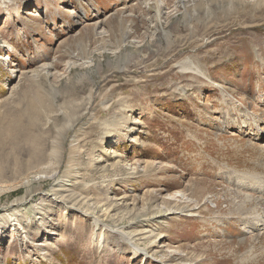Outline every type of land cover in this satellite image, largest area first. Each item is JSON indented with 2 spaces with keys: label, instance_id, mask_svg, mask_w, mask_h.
<instances>
[{
  "label": "rangeland",
  "instance_id": "obj_1",
  "mask_svg": "<svg viewBox=\"0 0 264 264\" xmlns=\"http://www.w3.org/2000/svg\"><path fill=\"white\" fill-rule=\"evenodd\" d=\"M263 130L264 0H0V264H264Z\"/></svg>",
  "mask_w": 264,
  "mask_h": 264
},
{
  "label": "bare ground",
  "instance_id": "obj_2",
  "mask_svg": "<svg viewBox=\"0 0 264 264\" xmlns=\"http://www.w3.org/2000/svg\"><path fill=\"white\" fill-rule=\"evenodd\" d=\"M233 1V0H232ZM209 43V42H208ZM182 65V64H181ZM198 69V68H197ZM226 93V92H225ZM225 95H227V94H225ZM35 110V108H33V110H31V111H34ZM264 131V130H263ZM106 155H108V158H106L107 160H111V159H114V158H117L118 157V154H117V152L114 150V149H112L111 151H108L107 153H106ZM102 162L103 161H105V159L104 160H101ZM244 177V176H243ZM246 178V177H245ZM238 181V180H237ZM256 183V182H255ZM252 189V188H251ZM194 212V211H193ZM262 222V221H261ZM99 223V222H98ZM97 223V224H98ZM255 224V223H254ZM97 226V225H96ZM251 226V225H250ZM254 226V225H253ZM256 227V226H255ZM264 230V229H263ZM164 237V235H162V237L161 238H163ZM146 250V249H145ZM143 254H145L146 256L148 255V253L146 252V251H141Z\"/></svg>",
  "mask_w": 264,
  "mask_h": 264
}]
</instances>
